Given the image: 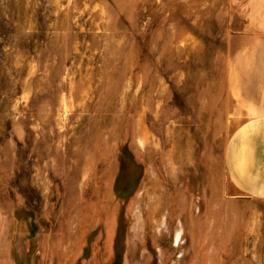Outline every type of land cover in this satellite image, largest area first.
<instances>
[{
  "label": "rangeland",
  "instance_id": "1",
  "mask_svg": "<svg viewBox=\"0 0 264 264\" xmlns=\"http://www.w3.org/2000/svg\"><path fill=\"white\" fill-rule=\"evenodd\" d=\"M0 264H264V0H0Z\"/></svg>",
  "mask_w": 264,
  "mask_h": 264
}]
</instances>
